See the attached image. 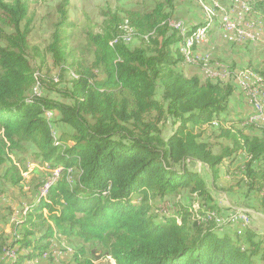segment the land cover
Here are the masks:
<instances>
[{"label":"trees","instance_id":"trees-1","mask_svg":"<svg viewBox=\"0 0 264 264\" xmlns=\"http://www.w3.org/2000/svg\"><path fill=\"white\" fill-rule=\"evenodd\" d=\"M58 1L41 50L30 44L28 1L0 0V195L6 184L23 182L19 163L9 160L13 152L32 147L42 167L58 170L15 222L10 243L0 246V263L60 264L53 260L60 246L52 245L61 239L75 249L64 248L71 257L64 264H93L98 257L113 264L264 261V240L250 226L205 220L209 212L222 217L209 187L239 157L236 186L264 212V126L244 125L247 115L226 116L238 88L230 80L236 72L223 68V80L184 74L183 66L204 69L202 63L186 65L179 51L203 23L183 24V34L174 28L173 0L125 17L107 11L101 31H87L84 45L69 49V0ZM244 1L251 16L264 12V0ZM212 29L208 37H220ZM126 33L139 44L130 47ZM224 43L233 49L255 42ZM48 55L59 71L56 79L41 75ZM66 73L67 86L60 88ZM168 120L175 128L164 139L161 125ZM61 125L67 134L59 132ZM205 127L218 132L219 142L201 139ZM254 129L257 135L250 133ZM196 164L206 167L210 186L190 169ZM185 192L187 203L177 199ZM171 195L177 200L168 214L161 205Z\"/></svg>","mask_w":264,"mask_h":264},{"label":"rangeland","instance_id":"rangeland-1","mask_svg":"<svg viewBox=\"0 0 264 264\" xmlns=\"http://www.w3.org/2000/svg\"><path fill=\"white\" fill-rule=\"evenodd\" d=\"M9 1V0H6ZM29 3V15L32 17V31L30 33V44L32 46H37L41 50L49 42L52 23L56 17L52 20L49 18L50 15H53L55 10L56 3L58 0H27ZM165 0H69L68 8V23L72 25L71 29L66 30V37L68 38L67 47L69 49L76 48L78 46L84 45V37L87 31L93 33H98L101 31L103 22L106 18L103 14L107 11L111 13H117L121 17H125V12L127 11H142L145 9L153 8L157 3ZM243 5H239L234 0H216L217 8L213 7L212 0H173V18L177 22H183L185 25L197 26L199 24H206L207 17L205 15V9L210 11V24L211 27H221V18L236 17L243 19L245 22V29L248 31L246 25L252 26L254 31L257 33V40L253 41L255 43L247 44L246 47H234L233 49L226 50V56H222L219 60L225 64L228 70L239 73L246 70H254L262 74V77H258L264 82V17H259V15H264V12L256 10L258 16H251V13L245 15L244 8H251L244 0ZM217 10V11H216ZM220 10V11H219ZM225 14V15H224ZM201 25V26H203ZM250 30V29H249ZM132 33H126L123 37L125 42L131 41ZM249 40H244L248 42ZM139 44L136 39H133L130 43V47H135ZM219 46H223L220 45ZM245 46V45H244ZM196 51V49H195ZM222 52V51H221ZM195 56L199 58V62L203 65L208 66L206 69H202L201 65L199 67L204 72V76H207L206 70L218 71L219 69L225 68L219 64H214L212 67L210 64V58H204L202 54L194 52ZM75 56H79V52L76 51ZM88 62L90 61V56L85 55ZM32 66L34 62L31 60ZM41 75H47L51 78H58L59 71L57 68H54L52 65L51 56L48 55L46 59V66L43 68ZM192 76V75H189ZM69 80V73L63 75V82L60 88L67 86ZM237 91L231 97L226 116L229 119H237L241 116H245L248 112L251 111V106L249 105V99L237 88ZM35 93L37 94L38 88H35ZM242 92V91H241ZM50 98L61 100V98L55 93H48ZM241 117V120L243 119ZM236 122V121H234ZM236 125V124H235ZM234 125V126H235ZM175 128L173 123L168 120L163 125H161L162 137L167 138L172 130ZM200 129V128H199ZM59 132L67 134L69 129L65 126H59ZM195 130H198L196 128ZM255 130V129H254ZM251 131L252 135H257L258 131ZM218 132L211 127H205L203 129L202 140L217 143L216 136ZM221 141V140H220ZM224 142V141H223ZM27 149L24 152H13L10 155L9 160L14 164H18L21 168L23 182L18 187H11L6 184L4 189L6 190L4 194L0 195V246L5 243L8 244L12 240L13 231L12 228L15 222L23 215L25 208L30 204L38 195V192L41 190V185L44 182L45 178H56L58 170L52 171L47 167H42L39 163V160L34 157V149L27 146ZM213 151L218 153V147L214 146ZM242 157L234 163L229 170L223 167L221 168V178L218 181L217 186L211 187L209 176L207 175L206 167L196 164L191 165L190 169L197 172L209 185L210 192L215 200L216 205L221 208V215L224 217L229 212L228 208H240L243 211H246L248 214V219L250 221L249 225L257 234L258 238L264 240V212L258 210L257 200L252 195H246V190L240 185L236 186L238 181V173L240 172ZM23 164V165H22ZM25 170L23 169V167ZM226 166V165H225ZM25 171V172H24ZM2 170L0 171V173ZM236 177V178H233ZM238 185V184H237ZM42 193V191H41ZM176 195H171L168 198V204L165 206L161 205V209L168 213L172 214V207L170 203L175 202L177 199H180L181 202L187 203L186 199L189 198V195L185 193L180 194L179 198ZM198 202H194V208L198 207ZM222 234V232H221ZM53 247H59L58 253L59 256L53 258L55 261L60 264H64L71 260V257L68 253H65V249H71L75 252L73 248L74 244L67 243L64 239L53 243ZM263 256L264 252L262 251ZM58 255V254H57ZM1 257V255H0ZM258 258V257H257ZM261 258V257H259ZM257 260V259H256ZM46 264V262H43ZM93 264H113V262L107 257L98 259ZM255 264H264V261H256Z\"/></svg>","mask_w":264,"mask_h":264},{"label":"bare ground","instance_id":"bare-ground-1","mask_svg":"<svg viewBox=\"0 0 264 264\" xmlns=\"http://www.w3.org/2000/svg\"><path fill=\"white\" fill-rule=\"evenodd\" d=\"M211 1V0H210ZM234 1H238V0H234ZM216 0H212V4L213 7L217 8V4L215 3ZM238 3V2H237ZM244 12L245 15H247L249 12V8H244ZM205 15L207 17V23L205 24V26H201L198 27L193 34H191L190 36L186 37L184 39V41L181 43L180 47H179V51L182 54L181 56H183V60L184 63L186 65H192V66H197L200 60L198 57L195 56L194 51L196 49V44H202L203 42V35L205 31H209L210 29H212L211 24H210V11L209 9H205ZM217 11V10H216ZM220 11V10H219ZM225 15V14H224ZM221 27L219 30H221L220 32H218V30L216 31L218 34L222 33V28H227L228 25V16L222 17L221 18ZM171 25L176 28L179 29L181 31V33L183 34L185 32V28L184 27H177L175 23L171 22ZM250 29V30H249ZM248 31L246 30V37H240L241 36V29L240 28H232V31H229V38H225L226 42L229 43H243L244 40H249V41H256V34L255 31L252 28H249ZM237 41V42H236ZM203 66H206L205 64ZM212 70H207V76L214 78V77H218L221 80H223V78H225V74L222 76H218V75H209L211 74ZM220 71V70H219ZM227 75V74H226ZM206 78V77H205ZM233 78V77H232ZM235 79L237 80H247V83L250 85V91L254 94V96L256 97L257 101H258V105L262 106V109L264 111V83L259 77L258 75H256L254 72L250 71V70H246L244 72H239L236 73L235 75ZM242 93L249 99L250 102V94L248 91H246L245 88H239ZM50 118V117H47ZM53 181V180H51ZM48 187V184L45 185L44 187V194L46 192V189ZM205 220H214L217 223H221V219L220 217H217V215H215L214 213H208L205 217ZM240 224L244 225V226H248L249 224H247L246 221H239ZM12 253V252H11ZM9 257H12V254L8 255Z\"/></svg>","mask_w":264,"mask_h":264},{"label":"built area","instance_id":"built-area-1","mask_svg":"<svg viewBox=\"0 0 264 264\" xmlns=\"http://www.w3.org/2000/svg\"><path fill=\"white\" fill-rule=\"evenodd\" d=\"M237 2L239 3V5H243V1H237ZM172 22L175 23L177 27H185L182 22H177V21H172ZM232 28H240L241 29L240 37H246L247 32L245 30V22L243 21V19H239L236 17H228L227 28H222V33H219L218 35L220 36L222 40H225V38H229V31H232ZM209 31L204 32L202 44H196V51L199 47H201L204 43L207 42V38H208L207 34ZM255 34H256V39H258L257 38L258 32L257 33L255 32ZM203 57L210 58L208 54H203ZM209 75L222 76L224 75V69H221V71H211V74ZM230 80H232V82L238 88H245L246 91H248L250 94V102L248 103L251 106V111L245 117V121L243 124L244 125L254 124V125L264 126V111L262 109V106L258 105V101L256 97L254 96V94L250 91V85L247 83V80H237L235 79V77L230 78ZM37 94H38V91H37ZM47 117H51V114L48 113ZM41 195H44V188L42 189ZM248 217L249 216L246 213V211H243L240 208L230 207V211L226 214L225 220H223L224 218L222 217H220V219H221V223H224V221H226L229 224L236 225V224H239V221H246L247 224H249L248 221L250 220L248 219ZM8 255L9 254H6V256Z\"/></svg>","mask_w":264,"mask_h":264},{"label":"crops","instance_id":"crops-1","mask_svg":"<svg viewBox=\"0 0 264 264\" xmlns=\"http://www.w3.org/2000/svg\"><path fill=\"white\" fill-rule=\"evenodd\" d=\"M247 28H252V26H248L246 25ZM220 28L218 27H214L212 30H218V32H220L221 30H219ZM253 29V28H252ZM255 30V29H253ZM215 31V32H216ZM224 41L226 42V40H222L220 37L218 36H209L207 38V42L204 43L201 47H199L197 50L200 54H208L209 56H211V66L213 67L214 64H219L220 66H224L223 62H221L219 59L223 56H226L227 52L226 50L228 49V51H230L229 46L227 44L224 43ZM229 43V42H228ZM223 45V46H219ZM235 44H239V43H235ZM222 51V52H221ZM183 71L184 74L186 75H198L201 78L204 76V72L202 71L201 68H197V67H190V66H183ZM208 66H203L204 69H206ZM225 68L226 65L224 66ZM207 72V70H206ZM205 77V76H204ZM249 113V112H248ZM248 115V114H247ZM1 264V263H0Z\"/></svg>","mask_w":264,"mask_h":264}]
</instances>
